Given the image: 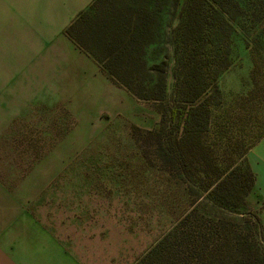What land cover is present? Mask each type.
<instances>
[{
	"label": "rangeland",
	"instance_id": "1",
	"mask_svg": "<svg viewBox=\"0 0 264 264\" xmlns=\"http://www.w3.org/2000/svg\"><path fill=\"white\" fill-rule=\"evenodd\" d=\"M163 1V37L147 59L167 66L173 101L174 29L182 0ZM235 3L231 16H243L210 32L208 40L215 42L206 49L211 60L230 63L218 80L211 73L207 95L212 123L206 140L220 161L228 139L239 145L231 144L235 155L248 152L264 133V0ZM61 9L60 0L49 6L0 0V219L32 217L74 250V264L78 253L88 264H135L177 225L193 199L159 164L155 141L145 140L147 131L161 126L159 104L116 85L62 32L37 30L41 21L56 26ZM261 196L249 194L246 210L261 218L264 229ZM259 239L264 251V236ZM166 249L173 251L169 244ZM184 255L170 261L195 263Z\"/></svg>",
	"mask_w": 264,
	"mask_h": 264
},
{
	"label": "trees",
	"instance_id": "2",
	"mask_svg": "<svg viewBox=\"0 0 264 264\" xmlns=\"http://www.w3.org/2000/svg\"><path fill=\"white\" fill-rule=\"evenodd\" d=\"M233 2L238 5L235 0H182L174 29L173 101L168 100L167 66L150 65L147 59L148 49L163 37V0H94L65 31L112 82L140 100L159 104L161 126L147 131L145 140L155 141L159 164L193 199L177 225L135 264H173L170 258L181 254L194 264H264L262 221L246 210L255 185L245 161L248 148L234 155L231 144L239 145L228 139L219 149L224 155L220 161L206 140L212 123L210 76L216 72L218 80L230 64L227 59L211 60L206 49L215 40L209 41L208 35L241 16H231ZM232 222L236 228L230 227ZM168 244L173 251H166Z\"/></svg>",
	"mask_w": 264,
	"mask_h": 264
},
{
	"label": "crops",
	"instance_id": "3",
	"mask_svg": "<svg viewBox=\"0 0 264 264\" xmlns=\"http://www.w3.org/2000/svg\"><path fill=\"white\" fill-rule=\"evenodd\" d=\"M52 1L43 0V4L49 6ZM93 1L60 0L62 9L56 19V26L41 21L37 23V30L47 32L55 29L67 36L66 29ZM86 56L97 64L90 55ZM245 161L255 175L253 193L262 195L259 198L264 200V135L247 152ZM13 208L12 206V210ZM0 214H3V210ZM13 215V218L8 220L0 219V264H74L75 252L68 249L65 242L59 241L55 234L43 231L32 217ZM76 257L78 264H88L87 261L84 262L85 258L81 253L76 254Z\"/></svg>",
	"mask_w": 264,
	"mask_h": 264
}]
</instances>
